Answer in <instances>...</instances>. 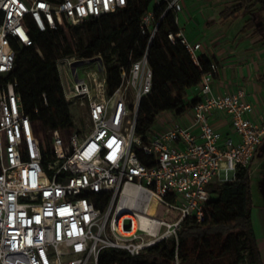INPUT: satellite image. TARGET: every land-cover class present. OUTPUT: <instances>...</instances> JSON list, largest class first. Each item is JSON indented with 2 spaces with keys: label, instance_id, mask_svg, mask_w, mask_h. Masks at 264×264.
<instances>
[{
  "label": "built area",
  "instance_id": "2783aa9c",
  "mask_svg": "<svg viewBox=\"0 0 264 264\" xmlns=\"http://www.w3.org/2000/svg\"><path fill=\"white\" fill-rule=\"evenodd\" d=\"M127 3L0 0V264H99L105 248L139 256L178 239L185 218L205 219L210 186L235 181L264 142V122L251 119L254 105L245 90L214 92L215 62L203 74L189 124L173 119L147 138L137 134L141 100L153 89L148 51L121 66V83L113 89L102 55L58 58L65 98L80 115L73 114L69 127L45 130L40 117L26 113L19 81L10 76L20 47L35 43L32 28L68 31L69 24ZM155 3L163 12L143 15L141 35L150 44L172 12L177 30L168 32L169 40L199 64L203 44L179 27L182 0ZM79 60L85 63L75 67ZM218 112L229 116L233 134L214 126Z\"/></svg>",
  "mask_w": 264,
  "mask_h": 264
},
{
  "label": "trees",
  "instance_id": "16d2710c",
  "mask_svg": "<svg viewBox=\"0 0 264 264\" xmlns=\"http://www.w3.org/2000/svg\"><path fill=\"white\" fill-rule=\"evenodd\" d=\"M155 1L128 0L117 12L82 24H69L68 31L41 32L32 28L35 43L20 47L19 64L10 76L19 81L17 91L26 113L40 117L45 130L64 129L73 124L58 58L102 55L113 89L121 83V66L129 67L131 59L141 58L146 51L153 69V89L141 100L137 134L147 138L161 113L181 115L191 108L198 97L189 100L188 91L202 85L203 74L210 70L214 60L203 54L197 64L182 45L169 40L168 32L177 30L172 12L149 44L148 38L140 33V24L150 10L158 18L162 14L164 7L157 6ZM263 4L264 0H231L221 16L224 20L245 17L244 30H252V35L258 36L260 24L256 12L264 10ZM68 33L72 34L71 39ZM260 81L264 83V73ZM218 192L219 196L208 203L202 222L194 217L185 218L178 239L163 240L139 256H131L122 249L105 248L99 264H264L252 222L251 167H241L237 179L220 184Z\"/></svg>",
  "mask_w": 264,
  "mask_h": 264
},
{
  "label": "crops",
  "instance_id": "0c3cea01",
  "mask_svg": "<svg viewBox=\"0 0 264 264\" xmlns=\"http://www.w3.org/2000/svg\"><path fill=\"white\" fill-rule=\"evenodd\" d=\"M230 1L182 0L184 9L180 13L179 27L190 41L203 44L200 55L206 54L218 65V72L212 80L214 92L245 90L247 100L254 105L251 119L263 123L264 83L260 77L264 73V40L261 34L253 36L252 30H244L245 17L222 18L221 12ZM240 19V26L236 28L234 23ZM188 92L189 100L200 97L202 86ZM178 118L181 123L189 124L192 119L191 108ZM212 120L214 126L225 135L233 134L229 116L218 112ZM252 222L264 263V204L253 207Z\"/></svg>",
  "mask_w": 264,
  "mask_h": 264
},
{
  "label": "rangeland",
  "instance_id": "374dc122",
  "mask_svg": "<svg viewBox=\"0 0 264 264\" xmlns=\"http://www.w3.org/2000/svg\"><path fill=\"white\" fill-rule=\"evenodd\" d=\"M256 15H257V21L260 24V34L264 40V10L257 11ZM241 20L242 19L236 20L237 22L234 23L236 28H239ZM242 23H244V20ZM71 35H72L71 33H68L69 39H71ZM87 71H91V69H87L86 71H80L81 76L87 77ZM71 112L76 116L80 115V107L78 105H71ZM179 116L180 115H178L176 112L161 113L158 116L157 123L154 126V130L155 131L159 130L164 126L166 122L172 121L173 119H177ZM45 135L47 137V133H45ZM47 142L50 145L49 139L47 140ZM251 176H252V194L254 200V207H259L264 204V142L260 145L253 160V163L251 165ZM219 188H220L219 183H215L210 186V189L213 191L211 193L213 199L219 196V192H218ZM160 213L161 210H159V214ZM125 225L129 227V221H126Z\"/></svg>",
  "mask_w": 264,
  "mask_h": 264
},
{
  "label": "water",
  "instance_id": "95a60500",
  "mask_svg": "<svg viewBox=\"0 0 264 264\" xmlns=\"http://www.w3.org/2000/svg\"><path fill=\"white\" fill-rule=\"evenodd\" d=\"M84 63H85L84 60H79V61H77V62L74 64V66L76 67L77 65H82V64H84Z\"/></svg>",
  "mask_w": 264,
  "mask_h": 264
},
{
  "label": "bare ground",
  "instance_id": "6f19581e",
  "mask_svg": "<svg viewBox=\"0 0 264 264\" xmlns=\"http://www.w3.org/2000/svg\"><path fill=\"white\" fill-rule=\"evenodd\" d=\"M150 211L153 212L154 211L153 208H150Z\"/></svg>",
  "mask_w": 264,
  "mask_h": 264
}]
</instances>
